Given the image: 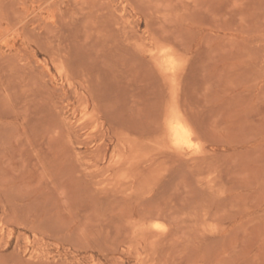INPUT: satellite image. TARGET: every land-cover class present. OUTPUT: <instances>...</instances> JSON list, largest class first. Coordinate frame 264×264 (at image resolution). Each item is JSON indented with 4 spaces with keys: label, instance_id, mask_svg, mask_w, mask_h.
Listing matches in <instances>:
<instances>
[{
    "label": "rangeland",
    "instance_id": "1",
    "mask_svg": "<svg viewBox=\"0 0 264 264\" xmlns=\"http://www.w3.org/2000/svg\"><path fill=\"white\" fill-rule=\"evenodd\" d=\"M0 264H264V0H0Z\"/></svg>",
    "mask_w": 264,
    "mask_h": 264
},
{
    "label": "bare ground",
    "instance_id": "2",
    "mask_svg": "<svg viewBox=\"0 0 264 264\" xmlns=\"http://www.w3.org/2000/svg\"><path fill=\"white\" fill-rule=\"evenodd\" d=\"M176 125V124H175ZM172 135L178 143H188L189 133H187L183 128L176 125L172 130ZM190 143V142H189ZM195 145V144H194ZM187 146V145H186ZM188 146H191L190 144ZM198 150V149H197Z\"/></svg>",
    "mask_w": 264,
    "mask_h": 264
}]
</instances>
